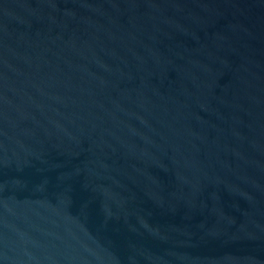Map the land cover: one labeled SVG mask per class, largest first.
Returning <instances> with one entry per match:
<instances>
[{
    "label": "water",
    "instance_id": "95a60500",
    "mask_svg": "<svg viewBox=\"0 0 264 264\" xmlns=\"http://www.w3.org/2000/svg\"><path fill=\"white\" fill-rule=\"evenodd\" d=\"M0 264H264V0H0Z\"/></svg>",
    "mask_w": 264,
    "mask_h": 264
}]
</instances>
